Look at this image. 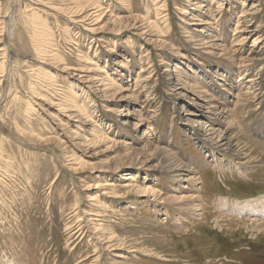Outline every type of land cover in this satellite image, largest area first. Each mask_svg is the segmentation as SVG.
Wrapping results in <instances>:
<instances>
[{"label":"rangeland","instance_id":"rangeland-1","mask_svg":"<svg viewBox=\"0 0 264 264\" xmlns=\"http://www.w3.org/2000/svg\"><path fill=\"white\" fill-rule=\"evenodd\" d=\"M0 50V264H264V0H0ZM202 90L251 163L207 139Z\"/></svg>","mask_w":264,"mask_h":264},{"label":"bare ground","instance_id":"bare-ground-1","mask_svg":"<svg viewBox=\"0 0 264 264\" xmlns=\"http://www.w3.org/2000/svg\"><path fill=\"white\" fill-rule=\"evenodd\" d=\"M249 1V0H248ZM197 3V2H196ZM197 5V7H198V4H196ZM199 8V7H198ZM195 12V11H194ZM190 18H192V20L194 21V23H192V25H195V29H194V32H198V33H202V34H205V38L203 37V49L204 50H209L208 52H214L213 50H215V46L217 45V51L219 52V55L220 56H223V55H226V54H224L225 52H224V50H222V47L218 44V40H219V38L217 37V35H215V36H213V34H215L214 33V30L212 29H210V28H208V23L207 22H205L206 20H200V19H198V17H196V16H194L193 15V17H192V15H191V17ZM194 18V19H193ZM241 19V18H240ZM243 19V18H242ZM242 19H241V21H242ZM197 20V21H196ZM189 26L191 25V23L190 24H188ZM211 25V24H210ZM242 31V30H241ZM241 31H240V33H241ZM151 32V31H150ZM152 33V32H151ZM144 35H147V32H144L143 33ZM155 34H157V33H155ZM152 37H154V35L152 34ZM152 37L150 38V39H147L148 41H153L152 40ZM201 37V36H200ZM241 37V36H240ZM222 40V39H221ZM241 42V41H240ZM244 42V41H243ZM151 43V42H150ZM201 43V44H202ZM243 44V43H242ZM261 44V40L259 41L258 39H256V42L253 44V46H259ZM238 46V45H237ZM239 47V46H238ZM1 51V50H0ZM5 52V51H4ZM231 52V51H230ZM7 53V52H6ZM238 54V53H237ZM240 54V53H239ZM238 54V55H239ZM235 56V55H234ZM251 56V55H250ZM250 56H249V58H250ZM256 57V56H255ZM258 57H256L255 59H252V60H243V62H241L240 64H239V66H241V68H244L246 65V63L245 62H247V64L249 63V65H252V64H255V63H259V61H260V59H257ZM241 59V58H240ZM233 62H235V60L233 61ZM240 68V69H241ZM245 69H247V67L245 68ZM228 75H231V73L230 72H227V76ZM246 77V76H245ZM215 78L216 77H214V80H215ZM227 78H229V77H227ZM211 79V86L213 85L214 87H217L219 84H217L218 82V80L217 81H214L213 80V78H210ZM216 79H218V78H216ZM231 79V78H230ZM229 79V80H230ZM245 80H246V82H245ZM215 82H217V83H215ZM230 82V81H229ZM243 82H244V84L243 85H245L246 83L248 84V88H244L245 86H243L242 84H240L239 83V86L238 87H233L232 85H231V87H233L232 88V91L230 92L231 94H233L235 97H236V100L238 101V103L241 101L242 102V97H244V96H242L243 94H244V89H247V94L249 95V92L251 91V90H254L253 92L254 93H256V92H258L259 90H262L261 89V85H259L258 83H255L256 82V80H251V76L249 77V79H248V77H246L245 79H243ZM226 83V82H225ZM87 84V83H86ZM212 86V87H213ZM250 86V87H249ZM185 87V86H184ZM183 87V88H184ZM212 87L210 88V89H212ZM125 89V88H124ZM209 89V90H210ZM236 90V91H235ZM128 91V90H127ZM211 91V90H210ZM234 91V92H233ZM123 92V91H122ZM204 91L202 90V91H199V93H198V95H196V99L197 100H199V101H201V104H197L196 106V112H198V114H200V113H204V114H206V115H209V117H205V118H210V124L208 125L207 123L205 124H203V125H206V126H208V127H210V129L207 131L208 133H210V132H212V133H210L209 135H208V137H207V139H210V140H212L215 144H216V147L218 148V150H221V151H223V152H232V153H234V154H237V157L238 158H240L241 159V161H243L244 162V160L245 161H248L247 163H251V162H249V160L250 159H252V157L250 156V155H246V154H244L243 152H242V150L240 149V150H238V148H237V150H236V145H237V141H236V138H235V135L234 136H232L233 135V131H232V126H231V124L233 125V123L235 122V119L234 118H232V113H233V111H232V109L230 108H226L225 107V105H224V102L222 101V99L221 98H217L216 99V101L215 100H213V99H210L211 101H209V103L208 102H206L205 100H203V99H201L202 97V93H203ZM206 93V92H205ZM121 95V94H120ZM194 95V94H193ZM209 95V94H208ZM252 95H253V93H252ZM207 96V95H206ZM255 96V95H254ZM256 96H258V99H260L261 97L257 94ZM255 96V97H256ZM215 97V96H214ZM194 100V99H193ZM209 105H211L210 107H209ZM214 107H216V108H214ZM131 115H132V113L131 114H129L128 113V115L127 116H130L131 117ZM140 121V120H139ZM216 122L219 124V125H221L220 123L221 122H223V127H221V128H223V129H218V128H216ZM200 124H202V123H200ZM139 125V124H138ZM197 125V124H196ZM200 126V125H199ZM206 126H204V127H206ZM134 128H138L137 127V124L135 125V127ZM133 128V129H134ZM135 130H137V129H135ZM204 131H205V129H204ZM206 132V133H207ZM262 132V131H261ZM261 132H260V135H258V136H261ZM232 133V134H231ZM264 134V133H263ZM206 136H207V134H206ZM263 138V137H262ZM236 143V144H235ZM149 144V143H148ZM256 148H259V149H261L262 151H264V148L261 146V145H259V144H253ZM238 146V145H237ZM160 149V148H159ZM159 149H157L156 151H159V153H164V156H162V160H163V162H164V164H166V167H167V173L168 174H170V176H171V178L172 179H174L177 183L178 182H180L182 185H184L185 186V184L186 185H192V187H195L197 184H198V181H199V178H197V172H196V170H194V169H191L190 170V166H188V165H185V164H183L182 162H180L179 160H174V159H176V158H174V156L175 155H173V154H171V152H169L168 150H164V149H161V150H159ZM246 155V156H245ZM236 156V155H235ZM253 160H254V158H253ZM240 163V162H239ZM246 163V162H245ZM240 166H242V165H240ZM134 178V177H133ZM132 178V179H133ZM125 181H130V177H126L125 178ZM131 185V184H130ZM124 187H130L129 186V184H127V183H125L124 184ZM180 187V186H179ZM182 187V186H181ZM186 188V187H185ZM190 188V187H189ZM194 189V188H193ZM196 189V188H195ZM143 194H147V193H143ZM182 199H186L185 197H177V196H174V200L175 201H178L179 202V200H180V202H181V200ZM262 212H264V211H262ZM253 222H255V221H253ZM260 221H257V223H259ZM263 224V223H262ZM115 247V246H114ZM113 248V247H112ZM112 251V250H111ZM120 257V256H119ZM125 256H122V257H120V258H124Z\"/></svg>","mask_w":264,"mask_h":264}]
</instances>
